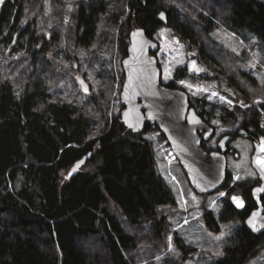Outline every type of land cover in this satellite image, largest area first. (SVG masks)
<instances>
[{
	"label": "trees",
	"instance_id": "trees-1",
	"mask_svg": "<svg viewBox=\"0 0 264 264\" xmlns=\"http://www.w3.org/2000/svg\"><path fill=\"white\" fill-rule=\"evenodd\" d=\"M218 25L245 41L257 38L264 52V0L5 2L0 11V264H132L142 241L148 251L161 247L166 222L160 210L178 202L146 138L153 128L147 124L135 134L121 115L111 113L117 95L113 66L100 73L98 90L85 95L78 63L83 54L117 52L125 58L135 27L151 39L166 28L204 62L221 67L240 94L247 81L238 57L213 40ZM246 96L247 103L254 102ZM261 108L239 110L244 128L255 136L263 134ZM224 109L222 120L237 121L238 114ZM197 113L211 120L204 105ZM89 155L85 165L93 171L63 179V172ZM229 185L227 176L219 190ZM253 188L244 194L247 208L237 211L229 202L221 222L245 223L256 208ZM204 217L211 232L220 233L214 214ZM179 246L187 251L183 242ZM263 249L264 234L256 236L244 225L218 264H248Z\"/></svg>",
	"mask_w": 264,
	"mask_h": 264
},
{
	"label": "rangeland",
	"instance_id": "rangeland-1",
	"mask_svg": "<svg viewBox=\"0 0 264 264\" xmlns=\"http://www.w3.org/2000/svg\"><path fill=\"white\" fill-rule=\"evenodd\" d=\"M5 2L1 5L0 11ZM162 32L163 35H161ZM212 37L215 42L223 45L239 59L238 69L247 81L243 84L240 83V85L242 84V92L240 94L237 93L238 89L233 84L225 80L226 76L222 74L221 67L204 62L200 54L188 49L184 42L172 36L171 32L166 28L155 35L154 40L161 46L157 58L163 72V84L174 85L184 90L190 96V101L197 104L198 112L203 111L204 105L212 114L208 123L215 128L216 133L214 140L208 144V148L216 150L222 137L227 134H234L242 129L244 119L240 118L239 110L243 111L252 108L262 111L261 105H264V84L261 83V80L264 79V52L257 38L252 37L245 41L221 25L215 28ZM41 42L43 41L40 40ZM41 44L37 46V50L42 47ZM233 48L236 51H233ZM254 53L258 54L259 63L255 62ZM189 57H198L213 74V78L196 79L189 76L187 73ZM50 58L53 59L54 56L50 55ZM125 58L121 57L117 52L104 55L95 53L93 56L83 54L80 63H78L81 66L80 81L84 80L87 82L92 92L97 91L103 83L100 73L102 75L110 66L114 67L117 78L115 87L117 95L111 113L118 115H121L123 109L120 95L125 82L123 70V60ZM122 75L124 76L123 84ZM166 75L168 79H165ZM248 80L249 86L247 84ZM186 84L192 85V88L189 89L185 86ZM66 89H69V86ZM71 92H73L72 89ZM260 92L262 94H259ZM247 94L252 95L254 102L247 103ZM220 97L225 99L221 100ZM229 100L232 102L231 105L227 103ZM241 103L245 106L241 107ZM225 107L228 108V112L238 114L236 116L237 121L230 120L226 123L221 119L224 118L222 115H224ZM260 126L263 131L261 136H264V123H261ZM146 138L154 144L159 172L174 191L178 204L177 207H164L160 210V219H164L166 222V231L159 241L160 244L162 243L161 247L158 250L148 251L149 244L142 241L138 250L133 254L132 259H134L131 263L218 264L226 257L227 247L231 245L232 240L245 225L241 220L221 222V212L231 202L232 196H244L246 190L259 183L258 174L252 165L255 151L253 143L249 139L236 138L231 144L233 153L228 155L229 190L231 191L218 189L206 196H200L192 188L182 166L179 163L169 164L167 162V140H164L155 129H152L146 135ZM82 169L85 172H91L94 167L92 165H84ZM70 172L71 169L63 172V179H67ZM237 176L240 179H236ZM221 193H224V195H221ZM207 212H212L219 222L220 233H213L209 229L204 217ZM179 241L187 246L186 252L180 248ZM218 251L222 252L223 255H215ZM248 264H264V249Z\"/></svg>",
	"mask_w": 264,
	"mask_h": 264
},
{
	"label": "water",
	"instance_id": "water-1",
	"mask_svg": "<svg viewBox=\"0 0 264 264\" xmlns=\"http://www.w3.org/2000/svg\"><path fill=\"white\" fill-rule=\"evenodd\" d=\"M4 1L0 3V7ZM163 14V20L166 21V15ZM134 33L137 35L134 36ZM160 47L157 41L148 37L145 29L135 27L132 30L128 56L123 60L125 82L120 95L123 108L121 118L125 126L135 134L142 133L147 124L158 127L177 155L179 164L184 169L194 191L200 196H206L218 190L227 179L228 154L234 139L248 138L250 135L245 129L233 135L227 134L221 138L215 151H206L203 141L212 140L216 130L192 108L187 92L163 84V72L157 58ZM193 61L195 69H200L199 71L193 68ZM187 73L191 77H202L206 75L207 68L198 57H191ZM81 85L83 93L90 95L92 91L87 82L81 81ZM126 91L127 98H125ZM125 113H128L127 118ZM194 120H198L199 123H195ZM129 123L134 127H129ZM254 148L252 165L262 184L253 190V199L257 207L246 219L245 226L254 235L261 236L264 234V228H259V225L264 223V191L257 192V189H264V173L257 163V158L264 159V151L261 150L264 148V136L254 140ZM90 157L91 155L79 161L71 169L68 178L78 175ZM234 196L241 199L244 204L243 207H238L231 198L234 207L238 211L244 210L246 206L244 197ZM253 213H258L254 221L259 228L258 231L248 223Z\"/></svg>",
	"mask_w": 264,
	"mask_h": 264
},
{
	"label": "snow or ice",
	"instance_id": "snow-or-ice-1",
	"mask_svg": "<svg viewBox=\"0 0 264 264\" xmlns=\"http://www.w3.org/2000/svg\"><path fill=\"white\" fill-rule=\"evenodd\" d=\"M2 2H3V0H0V3H2ZM160 16H161V18H163L164 14L161 13ZM140 34L142 35V33H140ZM133 35L135 36V35H137V33H134ZM161 35H163V32L161 33ZM233 51H236V49L233 48ZM253 56H254L255 62L259 63L258 54L254 53ZM192 63H193V68L195 69V62L193 61ZM253 66H255V65H253ZM195 70L199 71L200 69H195ZM165 79H168L167 75L165 76ZM261 83L264 84V79L261 80ZM185 86L188 87L189 89L192 88V85H190V84H186ZM85 91H87V87L86 86H85ZM125 98H127V91L125 92ZM220 99L224 100L225 98L224 97H220ZM227 103L229 105H231L232 102L229 100V101H227ZM257 103H259V101H257ZM244 106L245 105L243 103H241V107H244ZM127 117H128V113H125V118H127ZM194 122L195 123H199L198 120H194ZM129 127H134V125L129 123ZM261 150L264 151V148H262ZM257 163L260 165L262 173H264V159H261V158L258 157L257 158ZM236 179H240V177L237 176ZM260 191H264V189H257V192H260ZM221 195H224V193H221ZM232 200L236 202L238 207H243L244 206L243 201L241 199H239L238 197L233 196ZM257 215H258V213H253V216H252L251 219H249L248 223H249L250 226L253 227L254 230L258 231L259 228H264V223L260 224L259 228L257 227L256 223L254 222ZM215 255L221 256V255H223V253L218 251L217 253H215ZM157 259H159V257H157Z\"/></svg>",
	"mask_w": 264,
	"mask_h": 264
},
{
	"label": "flooded vegetation",
	"instance_id": "flooded-vegetation-1",
	"mask_svg": "<svg viewBox=\"0 0 264 264\" xmlns=\"http://www.w3.org/2000/svg\"><path fill=\"white\" fill-rule=\"evenodd\" d=\"M189 58H191V57H189ZM193 78H196V79H211V78H213V74L210 72V70L207 68V73H206V75L205 76H202V77H193ZM242 129H245L248 133H249V135H250V137H248V138H245V139H249V140H251V142L253 143V146H254V140L257 138H260L261 136H259V135H252L251 133H250V130H248V129H246V128H244V124H243V126H242ZM237 133V132H236ZM235 134V133H234ZM233 135V134H232ZM203 136V138H204V134L202 135ZM215 138V137H214ZM214 138L212 139V140H210V141H206L205 139H204V141H203V147H204V149L206 150V151H208V152H212V151H215V150H212V149H209L208 148V144L210 143V142H212L213 140H214ZM236 138H242V137H236ZM236 138L234 139V141L236 140ZM218 144H219V142H218ZM255 149V148H254ZM233 153V150L231 149V147H230V152H229V154L228 155H230V154H232ZM258 174V173H257ZM228 176V175H227ZM258 177H259V175H258ZM261 184H262V181H261V179H260V177H259V183H258V185H256V186H254V188L252 189V196H253V190L256 188V187H259V186H261ZM243 196V195H242ZM233 197V196H232ZM244 197V199L246 200V198H245V196H243ZM231 203H232V201H231ZM264 204V203H263ZM234 206V205H233ZM255 206H256V204H255ZM257 207V206H256ZM247 208V200H246V206H245V209ZM244 209V210H245ZM256 209V208H255ZM254 209V210H255ZM237 210V209H236ZM238 211V210H237ZM243 211V210H242Z\"/></svg>",
	"mask_w": 264,
	"mask_h": 264
},
{
	"label": "built area",
	"instance_id": "built-area-1",
	"mask_svg": "<svg viewBox=\"0 0 264 264\" xmlns=\"http://www.w3.org/2000/svg\"><path fill=\"white\" fill-rule=\"evenodd\" d=\"M152 128L155 129L156 127L153 126ZM158 133L161 136L163 134L161 131H158ZM167 143H168V141H167ZM166 159H167V162L169 164H178L179 163L178 157L175 154V152L173 151V149H172V147L170 146L169 143H168V148L166 149Z\"/></svg>",
	"mask_w": 264,
	"mask_h": 264
}]
</instances>
